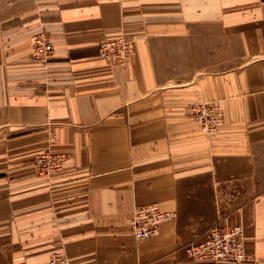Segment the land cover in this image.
I'll return each instance as SVG.
<instances>
[{
    "label": "crops",
    "instance_id": "1",
    "mask_svg": "<svg viewBox=\"0 0 264 264\" xmlns=\"http://www.w3.org/2000/svg\"><path fill=\"white\" fill-rule=\"evenodd\" d=\"M122 34L126 65L102 60ZM263 88L264 0H0V264H218L186 245L224 216L264 264ZM205 102L213 136L189 115ZM47 151L67 163L41 176ZM153 204L174 218L136 240L127 218Z\"/></svg>",
    "mask_w": 264,
    "mask_h": 264
},
{
    "label": "built area",
    "instance_id": "2",
    "mask_svg": "<svg viewBox=\"0 0 264 264\" xmlns=\"http://www.w3.org/2000/svg\"><path fill=\"white\" fill-rule=\"evenodd\" d=\"M31 59L34 63H44L54 53L52 37L36 34L31 39ZM132 41L124 34L103 41L100 45V58L107 63L126 65L132 54ZM264 93V88H263ZM191 120L199 125L208 135L213 136L225 123V113L220 103L193 107L190 111ZM37 165L42 173L61 170L62 160H57L50 154L37 158ZM174 218L172 212L161 210L160 205L153 204L137 207L127 218L131 235L136 240L150 239L159 234L161 225ZM190 259L193 261H211L218 264H243L252 261L244 241V228L234 225L228 216L220 217L206 232L201 243L191 242L186 245ZM44 264H71L66 252L55 251L48 262Z\"/></svg>",
    "mask_w": 264,
    "mask_h": 264
},
{
    "label": "rangeland",
    "instance_id": "3",
    "mask_svg": "<svg viewBox=\"0 0 264 264\" xmlns=\"http://www.w3.org/2000/svg\"><path fill=\"white\" fill-rule=\"evenodd\" d=\"M37 34H44V35H47V36H49V37H51L48 33H46V32H39V33H37ZM34 35H36V34H34ZM34 35H32V37L34 36ZM32 37H31V39H32ZM31 39H30V41H31ZM107 40V39H106ZM105 41V40H104ZM103 42V41H102ZM54 43V42H53ZM101 45V44H100ZM31 46H32V44H31ZM99 49H100V46H99ZM132 52H133V50H132ZM132 55V54H131ZM113 65H116V64H113ZM118 66V65H117ZM121 66V65H120ZM122 66H124V65H122ZM201 105H207V106H209V105H212V102H205V103H202V104H200V105H197V106H201ZM196 106V107H197ZM44 154H50L51 156H53L55 159H57V160H62V166H63V168L61 169V170H55V171H52V172H50V173H42V172H40V168L38 167V165H37V158L39 157V156H41V155H44ZM66 163H67V156H66V154L65 153H57V152H52V151H47V152H43V153H40V154H38L37 156H36V158H35V160H34V165H35V168H36V170H37V172L41 175V176H49V175H51L52 173H56V172H59V171H62V170H64V168H65V166H66ZM171 221V220H170ZM126 223H127V221H126ZM165 223V222H164ZM163 224V223H162ZM208 231V230H207ZM64 250V249H63ZM67 254V253H66ZM52 256V255H51ZM70 259V258H69Z\"/></svg>",
    "mask_w": 264,
    "mask_h": 264
}]
</instances>
